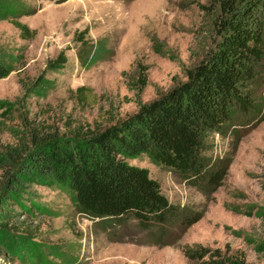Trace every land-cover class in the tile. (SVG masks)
I'll return each mask as SVG.
<instances>
[{"label":"rangeland","instance_id":"374dc122","mask_svg":"<svg viewBox=\"0 0 264 264\" xmlns=\"http://www.w3.org/2000/svg\"><path fill=\"white\" fill-rule=\"evenodd\" d=\"M2 5L0 52L12 70L0 79V202L8 200L16 211L9 226H0V264H264V119L238 133L204 136L207 163L229 162L212 192L147 155L128 159L149 170L171 203L202 214L184 231L177 223L165 231L133 219L92 218L77 209L68 189L39 184L34 166L41 138L99 130L184 81V69L218 38L212 0H0ZM15 16L35 33L22 34L11 22ZM85 27L104 58L84 67L72 36ZM62 49L64 67L47 70ZM143 70L147 81L139 89ZM257 74L251 87L264 102V57ZM12 148L15 154L8 153ZM8 232L24 235L21 246L5 238Z\"/></svg>","mask_w":264,"mask_h":264},{"label":"trees","instance_id":"16d2710c","mask_svg":"<svg viewBox=\"0 0 264 264\" xmlns=\"http://www.w3.org/2000/svg\"><path fill=\"white\" fill-rule=\"evenodd\" d=\"M212 2L217 9L213 23L218 38L195 65L184 69L185 80L104 128L82 134L74 131L70 139L41 138L34 165L39 184L68 189L81 213L101 220L133 219L143 228L160 225L165 231L168 224L177 223L184 231L201 218V213L171 203L149 170L128 159L147 155L153 163L212 192L226 175L229 162L207 163L201 153L204 136L238 133L264 119V102L256 99L251 87L259 80L257 72L264 57V0ZM5 9L0 6V17ZM11 22L22 34L35 33L16 16ZM87 35L85 27L72 36L78 45L77 59L84 67L104 58L103 48ZM66 62L62 49L47 61L46 68L58 70ZM11 66L7 55L0 52V79L11 72ZM146 81L143 70L138 88ZM16 149L8 153L15 154ZM6 202H0L3 228L16 211ZM5 238L21 246L24 235L16 238L8 232ZM229 264L244 263L231 260Z\"/></svg>","mask_w":264,"mask_h":264}]
</instances>
